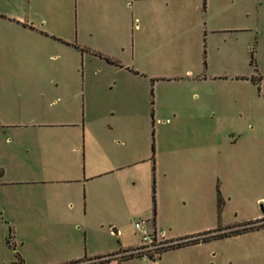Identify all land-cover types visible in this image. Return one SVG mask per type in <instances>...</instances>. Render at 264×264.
I'll return each mask as SVG.
<instances>
[{
	"label": "crops",
	"instance_id": "0c3cea01",
	"mask_svg": "<svg viewBox=\"0 0 264 264\" xmlns=\"http://www.w3.org/2000/svg\"><path fill=\"white\" fill-rule=\"evenodd\" d=\"M221 2L0 0V24L6 25L0 46H23L24 56L38 63L47 60L48 49L80 51L83 67L97 61L110 72L98 76L89 70L79 77L75 55L58 64L63 74L24 73L5 82L21 98L36 92V107L52 114L50 120L0 125V226L8 227L21 251L27 248L38 256L70 252L72 263L79 264L256 262L264 241L229 255L217 241L260 230L170 249L156 260L115 257L140 246L134 228L140 220L179 240L218 228L224 232L261 215L264 196L249 195L251 182L239 181L255 173L264 180V126L254 115L253 95L201 89L206 84L251 85L248 52L254 20L259 26L264 12L254 14L245 7L233 11ZM228 16L239 21L222 25ZM173 85L185 89L179 98L190 106H176L168 93ZM150 92L152 173L158 175L155 213L141 207L128 188L129 183H144L137 164L143 162V123L150 118L142 110ZM164 111L173 119L158 117ZM58 112L69 117H56ZM217 183L223 201L234 206L233 223L218 218ZM244 193L248 196L243 199ZM133 211L141 219L133 221ZM127 214L133 232L128 239ZM42 256L32 263L19 257V263L51 264L40 263ZM109 256L114 257L96 262Z\"/></svg>",
	"mask_w": 264,
	"mask_h": 264
},
{
	"label": "rangeland",
	"instance_id": "374dc122",
	"mask_svg": "<svg viewBox=\"0 0 264 264\" xmlns=\"http://www.w3.org/2000/svg\"><path fill=\"white\" fill-rule=\"evenodd\" d=\"M221 4L226 8L237 11L241 7H245L247 9H253L254 14L257 12H264V0H222ZM232 21H239V18L232 17V19L228 16V18L223 17L221 19L222 25H229ZM257 21L254 20V30L252 33L253 37V46H251V50H249L250 59L253 57V64L251 61L247 67L248 73H250L251 85L242 87L240 85H226L223 83L216 84H206L202 87L201 91L204 90L206 92H210L213 90H219V92H234L244 90L251 93L253 95V109L254 115L260 117L261 123L264 126V20H260L259 26L256 25ZM6 25L0 24V33L6 31ZM3 34V33H2ZM23 46H0V125H6L11 122H28L34 118L40 120H50L52 119V114H46L45 112H40V109L37 108L39 104L38 96H36V92L32 93L28 97H19L17 95V91L15 90V86L13 84L8 85L5 82L10 80L9 77H15L20 74L28 73L31 75H38V74H52V73H60L63 74L64 70L62 67H58V64L63 63L64 60H70L71 58H75V51L66 52L63 49L59 50H51L48 49L47 60L41 63L34 61L30 58H26L23 52ZM235 49H240V46H235ZM254 51V53H252ZM252 53V54H251ZM50 56H52V60H50ZM77 74L80 77L84 72L89 73V70L97 74L106 75L110 74L106 69H102V67L94 61L91 64L83 67L81 63V53L77 51ZM66 58V59H65ZM251 64V66H250ZM61 65V64H60ZM58 71V72H57ZM76 73V70H75ZM177 85L171 86L168 90L170 96L175 97V104L176 106H190L191 103L187 99H180L179 97L183 96L182 93L185 92V89L177 88ZM200 92V91H198ZM151 93V94H150ZM147 95V107L146 110H142L145 112L147 116H149L150 120L149 123H143L146 125L142 136L144 138L143 144L140 146V158L143 161L142 163L137 164V168L140 170L141 179L144 183H136L135 185L129 183L128 188H132L136 192V197H138L139 203L141 207L144 208H151V211L156 212L157 205H158V175H154L152 173V153L155 151V128L152 124V117L154 116L153 109H151V103L153 101V92H150ZM189 102V103H188ZM153 104V103H152ZM37 106V107H36ZM194 106V105H192ZM160 111V110H159ZM226 111H230V106L226 103ZM159 116L162 117L161 119H173L172 113L169 114L167 111L158 112ZM56 117L65 118L69 117L68 115L60 114L59 112L55 114ZM152 116V117H151ZM155 125L156 119H154ZM210 120L208 119L207 122ZM262 126V127H263ZM264 129V128H263ZM1 130V129H0ZM3 132V131H2ZM262 137H264V130L261 132ZM149 156V158H146ZM152 158V159H151ZM155 161V159H154ZM156 177V178H155ZM229 180L231 179L230 176H226ZM225 179V178H224ZM248 180L252 184V190L249 195L253 197L257 196H264V180L262 177L258 176L256 173L254 176H240V180ZM130 181V180H128ZM160 186L162 184V179H159ZM227 179L224 180V183H227ZM235 181V180H233ZM238 181V182H239ZM155 184L157 185L155 191ZM140 190V193H139ZM217 196L220 194V184L217 183L216 185ZM156 192V193H155ZM139 194V195H138ZM248 193L243 194V199L247 198ZM162 202L166 204L168 201L169 195L165 188V185L162 187ZM221 198V194H220ZM222 207H221V218L226 221L228 219V223H233L234 219V206L231 204L224 202L221 198ZM177 207V205H175ZM179 210L177 207L176 211ZM260 214V207H258ZM217 213H218V206H217ZM224 213V214H223ZM133 221L141 219L140 212L136 213L133 211ZM130 214L126 215V230L124 238L128 239L130 236L132 237L133 232L130 229V221H129ZM133 223V222H132ZM133 226V225H132ZM235 228V227H234ZM259 231L256 235L250 236H241L239 239L229 238L217 241L219 250L223 254H230L231 252L238 251L242 249L241 246H259L261 245L262 241H264V228H260L253 231ZM249 231V232H253ZM252 236V237H251ZM260 251V256L257 258L254 264H264V252L262 248H258ZM168 251V250H167ZM164 251L163 253H165ZM161 253V255L163 254ZM43 254V253H42ZM22 255V256H21ZM160 255V256H161ZM23 256L26 257V261L29 263L37 261V259L41 256L38 254L32 253L25 248L23 251L16 245V242L13 241L12 237L10 236L9 229L6 225L0 226V264H20L19 257L22 259ZM158 256L157 258H159ZM43 258L40 259L41 262L51 263V264H70L74 261L75 255L73 253H66L62 252L60 254H55L54 256H42ZM46 258V259H45ZM156 258V259H157ZM84 259V257L82 258ZM155 259V260H156ZM99 261V260H96Z\"/></svg>",
	"mask_w": 264,
	"mask_h": 264
},
{
	"label": "built area",
	"instance_id": "2783aa9c",
	"mask_svg": "<svg viewBox=\"0 0 264 264\" xmlns=\"http://www.w3.org/2000/svg\"><path fill=\"white\" fill-rule=\"evenodd\" d=\"M261 207L263 212L260 216L232 229L243 230L264 228V198L261 201ZM134 228L141 237L140 246L131 250H126L115 257L122 258L127 256H141L144 258H149L150 260H155L168 248L177 246L183 242H189L194 239H198L200 237L192 236L184 239L172 240L169 239L164 232L158 231L154 225L146 220L135 222Z\"/></svg>",
	"mask_w": 264,
	"mask_h": 264
},
{
	"label": "trees",
	"instance_id": "16d2710c",
	"mask_svg": "<svg viewBox=\"0 0 264 264\" xmlns=\"http://www.w3.org/2000/svg\"><path fill=\"white\" fill-rule=\"evenodd\" d=\"M109 61L111 63L117 64V62H114V61H111V60H109ZM251 64H253V57L251 58ZM0 174H1V172H0ZM221 201L222 200H221L220 194H219V196H218V218L219 219L221 217V207H222V202ZM154 213H155V210H154ZM230 229H228L227 231L221 232V231H219L220 229L218 228L214 232H207L205 234L199 235L200 237L198 239H194V240L189 241V242H183V243H181V244H179L177 246L170 247L167 250L181 248V247L188 246V245H195V244H198V243H201V242H208V241L213 240V239H221V238H226V237L237 236V235H240V234L247 233L249 231L257 230V229H243V230L237 229V230H233L232 228H230ZM258 229H260V228H258ZM167 250H165V251H167ZM112 257H114V256H109V257H106L104 259H97L99 261H96V262H101V263L105 262V261L107 262ZM139 257H141V256H127V257L119 258V260H128V259L139 258ZM71 264H79V263H71ZM85 264H88V263H85Z\"/></svg>",
	"mask_w": 264,
	"mask_h": 264
},
{
	"label": "water",
	"instance_id": "95a60500",
	"mask_svg": "<svg viewBox=\"0 0 264 264\" xmlns=\"http://www.w3.org/2000/svg\"><path fill=\"white\" fill-rule=\"evenodd\" d=\"M261 211L263 212V209H262V207H261Z\"/></svg>",
	"mask_w": 264,
	"mask_h": 264
}]
</instances>
